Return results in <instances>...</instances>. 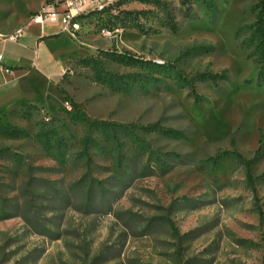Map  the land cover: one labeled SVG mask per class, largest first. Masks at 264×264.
Segmentation results:
<instances>
[{"label":"rangeland","instance_id":"rangeland-1","mask_svg":"<svg viewBox=\"0 0 264 264\" xmlns=\"http://www.w3.org/2000/svg\"><path fill=\"white\" fill-rule=\"evenodd\" d=\"M49 1L0 0V34L28 24ZM257 2L219 0L213 21L198 1L188 9L180 0H115L107 13L121 28L114 37L98 24L79 38L59 31L29 47L0 39L13 71L6 57L35 59L0 85V264H264V83L243 42ZM201 72L218 80L197 79ZM116 77L131 90L113 89ZM83 113L172 130L138 131L154 148L150 163L126 142L123 185L110 150L83 146ZM234 149L244 158L213 165V155ZM87 169L97 185L91 193L81 182Z\"/></svg>","mask_w":264,"mask_h":264},{"label":"trees","instance_id":"trees-1","mask_svg":"<svg viewBox=\"0 0 264 264\" xmlns=\"http://www.w3.org/2000/svg\"><path fill=\"white\" fill-rule=\"evenodd\" d=\"M148 2H153L157 5H159L163 0H143ZM183 5H187L188 9L191 8V5L198 1L201 3H204L208 8V13L210 14V18L215 21L217 19L218 13L220 11V7L218 5L219 0H180ZM227 1V0H224ZM258 6V13L257 17L249 25V34L244 38L243 42H245L248 46L253 47V50L257 56V61L259 63V69H258V83L263 84L264 83V0H258L257 2ZM189 15V13H186ZM144 64L155 66V68H158L157 70L161 71L163 74L169 75L167 67H165L164 64L152 62L148 60L142 61ZM149 63V64H148ZM168 72V73H166ZM219 74H214L211 72H201L198 73L197 79H212L213 81L218 80ZM174 77H177L178 79L182 80L185 79V75H181L180 71L175 72ZM113 78L108 80L111 87L115 90H125L129 91L133 86H127L124 84V82L119 81V79ZM191 80V79H190ZM76 107H78L77 103L74 102ZM79 109V107H78ZM82 120L85 124V136L83 137L82 143L85 148H89L92 146L93 143H95V147H101L108 149L112 152V156L114 163H116L114 172L115 176L117 178V182L119 184L125 185L127 183V179L130 173H128L125 165V158L128 156L127 151H124V146L127 141L131 142L130 148H131V154H147L149 163L151 162L154 154V148L145 141L138 133L139 130L143 131H161V132H167L172 129H168L163 124H161L159 121L143 125V126H136L131 123L126 122H119L115 120L110 119H101V118H91L86 113L82 114ZM174 132H176V129H174ZM10 134L18 135L20 134L19 131H10ZM97 135H101L104 140L107 141V143L103 144V142L97 137ZM66 141L64 140L63 136H60V140L57 143V149L60 153V159L63 160L65 156V146ZM44 146L48 150L54 149L55 145L48 141H44ZM260 150L257 149V152ZM233 156L238 158H244L243 154L234 149L233 151H221L216 153L212 156L211 161L213 162V165H217L225 156ZM137 156V157H138ZM64 161V160H63ZM245 165H246V171H247V179L251 183L252 188L254 190V195L256 200L259 199L258 190L255 187L254 178H253V158H245ZM155 162L157 166L163 170L164 165L163 161L156 160ZM149 167L148 163H145L141 170L142 172L146 170V168ZM127 175V177H126ZM94 177L91 174L90 170L87 169V171L83 174L81 177L82 185L85 186V191L87 193H91L95 187L97 186L94 182ZM99 182H101L99 180ZM104 187L101 185L100 189L102 190L101 195L102 197L105 196V191L103 189ZM260 212L263 214L264 210L260 209Z\"/></svg>","mask_w":264,"mask_h":264},{"label":"built area","instance_id":"built-area-1","mask_svg":"<svg viewBox=\"0 0 264 264\" xmlns=\"http://www.w3.org/2000/svg\"><path fill=\"white\" fill-rule=\"evenodd\" d=\"M115 0H50L38 13L31 16L28 24L18 26L14 31L0 34L3 41H17L27 32V26L32 22L41 25H57L59 31H64L75 38L82 33L90 32L100 24V34L104 37H114L121 28L111 24L107 13L114 10ZM4 53L0 51V66L7 73L13 70L5 66Z\"/></svg>","mask_w":264,"mask_h":264},{"label":"crops","instance_id":"crops-1","mask_svg":"<svg viewBox=\"0 0 264 264\" xmlns=\"http://www.w3.org/2000/svg\"><path fill=\"white\" fill-rule=\"evenodd\" d=\"M40 27V32L36 31L35 33H31L27 31L25 35L21 37H24L25 40H21L20 38L19 40H17V42L22 44L23 46H34L39 44L43 38L48 37L50 35H54L55 33H60L57 25L45 24L44 26L41 25ZM20 57L17 60H13L10 57H6L7 64L12 65L14 67L16 66L18 68H15L12 73H5L2 66H0V85L9 83V81L12 79L13 74H17L20 69L31 66L35 62V59H33L31 56L20 55ZM51 78L52 75H50V79Z\"/></svg>","mask_w":264,"mask_h":264}]
</instances>
